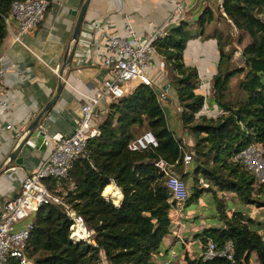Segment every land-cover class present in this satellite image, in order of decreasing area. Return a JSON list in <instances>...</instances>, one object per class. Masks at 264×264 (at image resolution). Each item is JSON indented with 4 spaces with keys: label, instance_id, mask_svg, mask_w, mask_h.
<instances>
[{
    "label": "trees",
    "instance_id": "16d2710c",
    "mask_svg": "<svg viewBox=\"0 0 264 264\" xmlns=\"http://www.w3.org/2000/svg\"><path fill=\"white\" fill-rule=\"evenodd\" d=\"M10 2L0 0V41L6 34L4 17ZM48 5L47 0L45 10ZM223 11L240 31L237 39L241 42L242 65H229L232 52L224 48L216 29L218 60L211 77L212 99L221 112L213 117L200 112L203 96L195 92L197 70L182 58L191 32L184 21L170 25L152 44L169 69L168 82L178 101L176 119L191 136L192 144H185L175 135L151 86L138 83L110 101L98 123L99 134L87 139L84 154L72 161L66 176L45 180L53 194L82 216L91 231L89 241L78 235L77 240L70 238L69 217L59 205L43 203L33 212L23 248L24 256L33 264H153L152 256L170 230L175 205L165 185V172L153 163L158 158L165 161L166 172L181 180L190 175L196 183L201 178L198 174L208 180L206 187L194 184L189 194L186 189L183 205L202 190L216 186L233 191L243 203L264 207V181L256 182L242 165L230 160L233 152L252 141L262 143L264 157V0H224ZM211 18L210 7L205 5L196 26L202 28ZM236 73L242 74L238 86L246 95L231 102L225 100V94L230 77ZM133 124L145 125L157 144L128 149L127 142L138 134ZM186 151L190 159L184 162ZM173 168L179 175L170 170ZM112 183L120 190L121 198L110 191ZM113 196L120 201L115 204L108 199ZM218 205L223 225L204 227L197 235L201 245L207 239L218 247L231 240L233 261L220 256L202 259L185 255L182 263L264 264L260 225L242 211L227 215L223 203L218 201ZM0 264L21 263L16 256L7 255Z\"/></svg>",
    "mask_w": 264,
    "mask_h": 264
},
{
    "label": "crops",
    "instance_id": "0c3cea01",
    "mask_svg": "<svg viewBox=\"0 0 264 264\" xmlns=\"http://www.w3.org/2000/svg\"><path fill=\"white\" fill-rule=\"evenodd\" d=\"M48 1V8L38 25L22 35L23 44L12 40L13 26L11 30L6 29V34L0 41L2 96L6 102V109L0 108V163L24 135L27 124L34 117L33 113L36 115L55 93L58 72L55 73L54 69L60 72L61 81V88L51 108L39 119L48 138L46 147L44 150L33 147L30 151L21 148L17 155H22V163L18 165L12 161L8 165L14 167L12 170H0V204L16 193L24 174L36 167L46 156L53 142L52 137L56 138V135L72 130L83 95L101 86L103 80L108 77V73L99 64L100 56L91 46L93 35L97 36V39L100 38V34L94 32L92 24L101 23L107 31L118 35H127L125 25H128L136 34L144 36L164 21L175 0H88L72 55L66 64H63V59L73 43L71 33L83 0ZM204 6L200 2L192 5L186 3L183 14L171 25L184 21L186 28L191 32L183 50V62L195 66L198 78L204 81L198 83L195 92L202 94L203 88L206 90L207 110L202 113L213 117L220 113L219 107L212 99L211 80L218 60L215 30L220 31V27L214 25L212 18L205 21L202 28L196 26V18ZM233 29L240 33L236 28ZM147 73L152 80L151 87L157 93L159 104L165 110L169 126L185 144L191 145V136L176 119L178 101L175 90L168 82L164 62L156 53ZM132 84L133 88L136 83ZM125 87L128 89L127 83ZM108 103L109 100L105 98L97 106L99 111H95L94 115L97 122L104 117ZM6 123L10 124V128L5 127ZM14 131H18L19 135L15 137ZM111 185L118 188L114 183ZM214 188L223 199L221 202L227 215L233 211L245 213L251 205L254 206L252 203H244L243 208H237L239 199L233 191L211 186L212 190ZM226 200L233 206L229 212L224 207ZM118 202L115 200V203ZM182 206L176 203L172 206L170 230L162 237L158 251L153 254V264H160L162 261H167V264H183L185 255L199 256L202 245L197 233L200 228L210 226L207 218L214 220L210 223L214 226L223 225L216 220L218 214L214 211L208 216L199 211L191 218L188 215L183 216ZM197 241L199 248L195 251L193 244Z\"/></svg>",
    "mask_w": 264,
    "mask_h": 264
},
{
    "label": "built area",
    "instance_id": "2783aa9c",
    "mask_svg": "<svg viewBox=\"0 0 264 264\" xmlns=\"http://www.w3.org/2000/svg\"><path fill=\"white\" fill-rule=\"evenodd\" d=\"M224 0H175L172 9L167 14L164 21L156 26L152 32L140 36L136 34L128 25H125L127 35H118L107 31L103 24L93 23L94 32L100 34V38L93 35L91 46L100 56L99 64L108 73L101 86H97L91 93L83 95V100L79 105V112L74 119V125L70 132L60 135L58 139H53L49 151L39 164L32 170L26 172L20 180L18 190L11 197L3 200L0 204V263L7 255L16 256L21 264H33L23 254V248L32 226V216L34 210L43 203H53L59 205L64 213L69 217V237H71V227L85 230L82 240L89 241V229L85 225L82 216L75 212L62 197L53 194L46 186L45 180L52 178H62L66 176L72 161L84 154L86 141L89 137L97 136L100 132L98 123L95 120V111L102 99L109 102L116 100L131 89H126L125 82L142 83L151 86L152 80L147 73L152 58L155 55L153 40L163 36L168 27L181 16L185 10L186 3L191 5L200 2L202 5H212L221 14ZM210 3V4H209ZM47 5V0H11L7 15L4 17L6 29L11 30L13 41L23 44L22 35L38 25L43 17ZM2 55H0V108L6 109V102L3 98V86L1 76L3 67L1 65ZM57 73V69H54ZM204 82L199 79V83ZM206 90L203 88V103L200 111H206L205 103ZM220 110V109H219ZM221 112V110H220ZM33 115H35L33 113ZM10 128V124H5ZM19 132L14 131V136ZM157 144L154 134L148 130H142L127 142L130 150H140L153 147ZM190 159V153L183 154V161ZM230 160L242 165L251 173L256 182L264 181V157L263 145L260 141H252L243 148L233 152ZM165 172V185L168 188L171 198L180 205L186 198V186L183 180L165 170V161L161 158L153 162ZM114 203V202H113ZM116 204V203H115ZM264 240V235H262ZM181 242V239H179ZM232 242L227 239L221 246H216L213 240L207 239L202 245L199 256L202 259H209L215 256L225 257L233 261ZM160 264H167L162 261Z\"/></svg>",
    "mask_w": 264,
    "mask_h": 264
},
{
    "label": "rangeland",
    "instance_id": "374dc122",
    "mask_svg": "<svg viewBox=\"0 0 264 264\" xmlns=\"http://www.w3.org/2000/svg\"><path fill=\"white\" fill-rule=\"evenodd\" d=\"M209 6L211 10V17H212L211 20L214 21V25H219L220 27L219 29L221 33L222 43L223 45H225L226 47L225 49H229L232 52L229 65L230 66H237L238 64L242 65V59L240 57L241 42H238V39H237L239 32L234 31L233 28L235 27L231 24L230 21L226 20V17L223 14H221L211 4ZM182 54H183V51H182ZM166 70H167V75H168L169 69L166 68ZM241 77L242 75L240 73H236L230 77L229 82H228V89L225 94V100L235 102L245 97L246 95L245 91L238 86V82L241 79ZM126 83L128 84V89H131L133 85L132 82L127 81L124 83V86ZM132 129L134 133L137 134L140 131L147 129V127L145 125L139 126V125L133 124ZM186 164L187 163H184V166H186ZM170 170H172V172H174L175 174L179 175L177 168H173ZM197 177H201V178H199L198 182L196 181V183L190 175L183 177V180L185 181V184H186V189H187L188 194L192 191L194 184L197 187L209 185L208 180L203 179V176L201 174H198ZM220 199H221V196L217 193V190L215 188L214 190H212L211 188L207 190H202L201 192H199V195L197 197H193L192 200L188 202L186 205L182 204L183 206H182L181 213H183V216L188 215L192 218L195 215V213L199 211L202 213V215H207V216L214 211L218 214L216 217V220L222 222V219L219 217V213H218V206H219L218 201H223V199L221 200ZM111 200L114 202L113 198ZM225 202H226V205L224 207H226L227 211L229 212L231 209H233L232 203H230L229 200H226ZM237 206H238L237 208H243L244 203H242L239 200ZM249 208L250 209L248 210V212H245L246 215L254 219V221L260 225L259 232L262 235H264V207H260V206L258 207L255 205L254 206L251 205ZM207 221H208V225L214 226V224H210L214 221L213 219H210V217H208ZM193 245L195 246L194 250L196 251L199 248L198 241L195 242Z\"/></svg>",
    "mask_w": 264,
    "mask_h": 264
},
{
    "label": "water",
    "instance_id": "95a60500",
    "mask_svg": "<svg viewBox=\"0 0 264 264\" xmlns=\"http://www.w3.org/2000/svg\"><path fill=\"white\" fill-rule=\"evenodd\" d=\"M87 1L88 0L82 1L80 8L77 12L76 19L74 22V26L72 29V33H71V38L73 39V43H72L71 48L68 51L67 55L63 59V64H66L72 55L73 48L75 46V41L77 39V35L79 32V27L81 24L82 15H83L85 6L87 4ZM72 12L74 13V11H72ZM57 72H58V79L56 82L55 93L50 97V99H48V101H46V103L41 107L40 111L36 115H34L32 120L27 124L24 135L16 142V144L11 149V151L6 155L5 159L0 163V170H3V169L5 171L12 170L14 167L8 166L9 163L12 161L18 165H20L22 163V155H17L18 151L21 148H25V149L30 151L33 147L37 148L38 150H44V148L46 147V144L48 142V138L45 135V132H44L41 124L39 123V119L44 112L48 111L51 108V106H52V104H53V102H54V100H55V98H56V96H57V94L61 88L60 72L59 71H57ZM93 110L97 111V112L99 111L97 109V107H95ZM59 137H60V135H58V136L56 135V138H55V136L52 138L58 139Z\"/></svg>",
    "mask_w": 264,
    "mask_h": 264
},
{
    "label": "bare ground",
    "instance_id": "6f19581e",
    "mask_svg": "<svg viewBox=\"0 0 264 264\" xmlns=\"http://www.w3.org/2000/svg\"><path fill=\"white\" fill-rule=\"evenodd\" d=\"M110 191L113 193V195L115 196V197H120V190L118 189V188H116L114 185H112L111 187H110ZM108 199H112L111 197L110 198H108ZM71 230L73 231L72 232V236L71 237H75V235H78V236H84L85 235V230H82V229H76L75 227H74V225L71 227Z\"/></svg>",
    "mask_w": 264,
    "mask_h": 264
}]
</instances>
